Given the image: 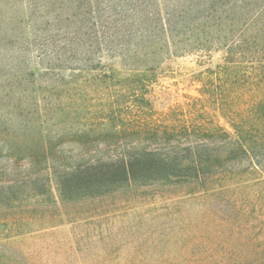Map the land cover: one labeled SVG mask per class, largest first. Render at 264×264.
Returning a JSON list of instances; mask_svg holds the SVG:
<instances>
[{
    "label": "rangeland",
    "instance_id": "1",
    "mask_svg": "<svg viewBox=\"0 0 264 264\" xmlns=\"http://www.w3.org/2000/svg\"><path fill=\"white\" fill-rule=\"evenodd\" d=\"M156 4L0 0V264H264V174L247 163L204 187L59 198L53 167L133 149L134 91L172 121L205 104L221 50L174 55L153 36L156 55L133 61V18L119 8Z\"/></svg>",
    "mask_w": 264,
    "mask_h": 264
},
{
    "label": "trees",
    "instance_id": "2",
    "mask_svg": "<svg viewBox=\"0 0 264 264\" xmlns=\"http://www.w3.org/2000/svg\"><path fill=\"white\" fill-rule=\"evenodd\" d=\"M119 11L133 18L136 63L156 55L149 52L155 47L153 36L164 40L168 53L214 48L224 53V62L210 66L199 99L205 104L197 115L178 121L168 113L153 117L141 90L134 91L133 149L107 160L94 152L70 167H53L59 198H93L151 184L204 187L245 163V171L264 174V0H162V5H126ZM141 72L147 78L151 69ZM138 80L142 87L147 83ZM39 148L44 156L53 152L49 142Z\"/></svg>",
    "mask_w": 264,
    "mask_h": 264
}]
</instances>
